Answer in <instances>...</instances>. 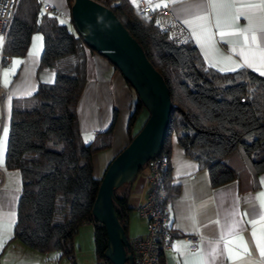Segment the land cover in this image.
Returning a JSON list of instances; mask_svg holds the SVG:
<instances>
[{
    "label": "trees",
    "instance_id": "16d2710c",
    "mask_svg": "<svg viewBox=\"0 0 264 264\" xmlns=\"http://www.w3.org/2000/svg\"><path fill=\"white\" fill-rule=\"evenodd\" d=\"M96 1L114 13L168 88L172 108L161 153L168 156L175 136L184 152L207 169L213 187L237 181L252 189L264 172V77L243 68L224 72L208 66L190 38L173 43L152 18L138 16L129 0ZM71 2L67 0L69 8ZM34 31L43 37L39 66L54 71L55 78L12 100L4 164L19 171L22 183L13 236L30 248L56 250L73 261V236L82 222L90 221L97 264H108L105 229L91 213L102 177L93 175L92 155L111 146L116 113L107 129L84 142L76 104L86 80L87 56L94 51L55 15L43 13L38 0H19L6 53L23 55ZM142 108L136 97L127 144ZM168 171L169 165L166 181ZM130 189L123 184L112 196L125 233Z\"/></svg>",
    "mask_w": 264,
    "mask_h": 264
},
{
    "label": "crops",
    "instance_id": "0c3cea01",
    "mask_svg": "<svg viewBox=\"0 0 264 264\" xmlns=\"http://www.w3.org/2000/svg\"><path fill=\"white\" fill-rule=\"evenodd\" d=\"M38 1L40 6L46 3L57 8L56 17L60 22L72 24L67 0ZM129 1L134 7L139 1L148 2L155 8L170 5L176 18L187 28L191 42L195 44L208 66L227 72L221 69L239 65L236 69L252 70L264 77V63L258 58L260 52L264 51V31H261L264 27L262 0ZM214 3L234 5L219 9V27L217 9L212 6ZM249 5L256 7L250 9ZM202 16L208 17L206 28L210 29V33H201L200 28L195 26ZM189 24H193L197 33L201 35L200 42L193 36V28H190ZM250 24L253 28L247 30ZM222 32L225 33L224 38H221ZM231 33L235 35H230ZM209 34L211 39H205ZM253 35L256 36L255 42L252 40ZM42 48V34L34 31L25 53L21 56H11L8 62L0 66V169L4 175L3 184L0 186V229L4 230L0 233V264H19L21 260L18 261L17 252L26 254L22 246L24 244L13 236L22 183L18 170L5 167L7 147L5 132L8 135L12 100L32 94L40 82L54 81L55 72L39 66ZM241 51L245 52L254 66H248L245 57L240 54ZM253 55L257 57L254 61L251 60ZM213 63L215 66H212ZM5 73H8L7 77ZM85 75V84L76 104L82 140L84 132L91 131L95 135L99 130L97 128H101L102 131L108 128L107 118L103 116L105 113L102 110L108 101V83L115 79L121 83V88L126 91V88H129L123 77L118 80L119 76L114 66L95 51L87 56ZM123 97L126 110L124 117L121 118L122 144L116 153L108 154L103 173L111 159L128 142L126 126L133 102L131 96ZM116 111L119 120V112ZM147 117L146 110L145 118L136 128L133 127V133L142 127ZM168 158V199L174 240L164 254L163 264H264V255H261V249H264V172L258 175L256 185L252 189L244 188L237 181L213 187L207 169L200 167L195 159L187 155L175 137L171 139ZM144 176L143 170L135 177L128 196L131 211L126 235H129L130 241L143 235L146 230L145 220L141 219L136 211L137 205L145 201L149 189ZM254 231L256 237L252 235ZM189 235L199 237L195 248H191L184 238ZM241 238L247 245V252L241 247ZM8 240H12L13 243L9 251L6 250Z\"/></svg>",
    "mask_w": 264,
    "mask_h": 264
},
{
    "label": "water",
    "instance_id": "95a60500",
    "mask_svg": "<svg viewBox=\"0 0 264 264\" xmlns=\"http://www.w3.org/2000/svg\"><path fill=\"white\" fill-rule=\"evenodd\" d=\"M71 22L83 43L106 58L135 91L148 112L142 127L107 165L92 206L106 233L108 264H133L129 240L112 204L115 188L130 186L145 162L162 152L172 103L168 88L141 46L114 13L96 0H72Z\"/></svg>",
    "mask_w": 264,
    "mask_h": 264
},
{
    "label": "built area",
    "instance_id": "2783aa9c",
    "mask_svg": "<svg viewBox=\"0 0 264 264\" xmlns=\"http://www.w3.org/2000/svg\"><path fill=\"white\" fill-rule=\"evenodd\" d=\"M19 0H0V35L3 42L0 47V66L9 61L10 55L4 50L6 35L17 10ZM43 13L58 16V9L43 3ZM138 16L153 19L157 28L165 32L175 44L189 38L187 28L176 18L170 5L153 7L150 3L139 1L135 6ZM169 158L160 153L144 164V179L149 186L146 199L136 207L138 216L145 220L146 230L129 242L133 264H163L164 254L170 249L174 240L170 204L166 181ZM4 175L0 169V186ZM191 248H195L199 237L184 236Z\"/></svg>",
    "mask_w": 264,
    "mask_h": 264
},
{
    "label": "rangeland",
    "instance_id": "374dc122",
    "mask_svg": "<svg viewBox=\"0 0 264 264\" xmlns=\"http://www.w3.org/2000/svg\"><path fill=\"white\" fill-rule=\"evenodd\" d=\"M67 28L73 32L74 34H77L73 24L67 23ZM3 42V36L0 35V47ZM117 76H119V79L122 78L120 75V72L117 70ZM121 83H118L117 80H112L108 83V101L106 105L103 107V115L105 118H107V126L108 127L113 118V114L116 113V120L113 125L112 129V135H111V146L107 149L98 151L93 154L92 156V167H93V175L100 176L103 173V169L105 167V164L108 159V154L116 153L122 144V136H123V124L122 119L124 117V113L126 110V105L124 104L125 98L123 96H131L132 102L136 100V93L132 88H126L127 91L120 87ZM119 112V120L117 118V111ZM146 116V109L142 108L137 115L133 127L136 128L145 118ZM99 131H102L101 128H97ZM94 134L89 132H84L83 135V141L88 142L92 139ZM175 137V136H172ZM176 139V138H175ZM138 175V174H137ZM138 219V217H137ZM94 225L90 221H84L82 222L74 236L72 241V256L73 261L71 259H68L65 255H62L59 251L56 250H50L47 252H40L36 249L27 247L26 245H22L24 250L26 251V254L17 252L18 261L19 264H97V259L95 257L94 252ZM129 238V235H127ZM13 240V239H12ZM12 240H8L6 242V250H10L12 246ZM7 252V251H6ZM28 253L31 255L29 256ZM27 258H24V256ZM40 259L39 261H37ZM37 261V262H36Z\"/></svg>",
    "mask_w": 264,
    "mask_h": 264
},
{
    "label": "snow or ice",
    "instance_id": "6c2138e0",
    "mask_svg": "<svg viewBox=\"0 0 264 264\" xmlns=\"http://www.w3.org/2000/svg\"><path fill=\"white\" fill-rule=\"evenodd\" d=\"M212 6H213L214 9H217V26L219 27V25H220V13H219V9L220 8H223V7H233L234 5L233 4H216V3H214ZM248 7L251 9V8H255L256 5H249ZM261 7H264V0H262ZM207 21H208V17L207 16H202L196 22V25L195 26L200 28L201 33H205V32L210 33V29L206 28ZM186 23H188V22L186 21ZM189 27L190 28H193V36L196 37V39H197L198 42H200L201 41V35L199 33H197V31L195 30L194 25L193 24H189ZM252 28H253V25L250 24L249 25V29H247V30H252ZM261 31H264V27L261 28ZM230 35H235V33H231ZM241 35H243V34H241ZM224 36H225V33L222 32L221 33V38H224ZM205 39H209L210 40L211 39L210 34L207 35L205 37ZM246 40H247V38L245 37V42H246ZM252 40H253V42H255V40H256V36L255 35L252 36ZM240 54H241V56H244L245 57V61L248 64L249 67L254 66L253 63L250 62V58L245 54L244 51H241ZM206 58H207V56H206ZM258 58L260 59V61L262 63H264V51H261L260 52V55H259ZM256 59H257V57L255 55H253L251 57V60H253V61L256 60ZM231 63L234 64L235 62H231ZM212 66H215V64L213 63ZM237 67H239V65H236L234 67H228L226 69H223L222 68L221 70L235 71ZM7 76H8V73H5V77H7ZM5 82L7 83V79H6ZM6 136H7V132H5V137ZM13 216H14V214H13ZM3 231H4L3 229H0V233H2ZM252 235H253V237H256V232L254 231L252 233ZM4 242H6V241H4ZM241 247L244 248L245 252L248 251L247 245L245 243H243V238H241ZM261 255H264V249H261Z\"/></svg>",
    "mask_w": 264,
    "mask_h": 264
},
{
    "label": "flooded vegetation",
    "instance_id": "af4514ba",
    "mask_svg": "<svg viewBox=\"0 0 264 264\" xmlns=\"http://www.w3.org/2000/svg\"><path fill=\"white\" fill-rule=\"evenodd\" d=\"M102 264H106V263H102Z\"/></svg>",
    "mask_w": 264,
    "mask_h": 264
}]
</instances>
